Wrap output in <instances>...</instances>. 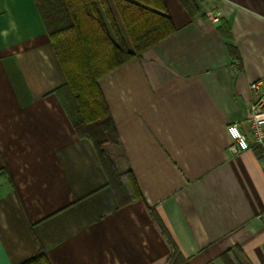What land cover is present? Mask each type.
<instances>
[{
    "label": "crops",
    "instance_id": "0c3cea01",
    "mask_svg": "<svg viewBox=\"0 0 264 264\" xmlns=\"http://www.w3.org/2000/svg\"><path fill=\"white\" fill-rule=\"evenodd\" d=\"M163 1L174 33L99 82L140 194L120 204L35 0H0V264H168L167 236L188 264L235 247L264 264L261 152L233 155L228 134L264 82V0Z\"/></svg>",
    "mask_w": 264,
    "mask_h": 264
},
{
    "label": "trees",
    "instance_id": "16d2710c",
    "mask_svg": "<svg viewBox=\"0 0 264 264\" xmlns=\"http://www.w3.org/2000/svg\"><path fill=\"white\" fill-rule=\"evenodd\" d=\"M131 47L122 38L107 0H35L54 49L63 65L67 83L60 96L80 137L90 139L96 148L109 183L120 204L140 199L131 169L126 163L99 82L106 75L140 58L175 28L163 0H112ZM188 7L187 0H180ZM62 17V25L57 22ZM107 21V22H106ZM107 23L111 28V34ZM236 71L241 58L232 36L224 35ZM106 146L114 147L110 159ZM165 232V231H164ZM172 246L168 264H188L187 259L167 236ZM26 264H50L43 255ZM211 264H251L235 247Z\"/></svg>",
    "mask_w": 264,
    "mask_h": 264
},
{
    "label": "built area",
    "instance_id": "2783aa9c",
    "mask_svg": "<svg viewBox=\"0 0 264 264\" xmlns=\"http://www.w3.org/2000/svg\"><path fill=\"white\" fill-rule=\"evenodd\" d=\"M251 89L258 96L250 106L249 131L243 132L238 124L228 126V134L233 140L230 152L237 156L257 148L264 167V82L251 84ZM254 220L264 225V210Z\"/></svg>",
    "mask_w": 264,
    "mask_h": 264
},
{
    "label": "rangeland",
    "instance_id": "374dc122",
    "mask_svg": "<svg viewBox=\"0 0 264 264\" xmlns=\"http://www.w3.org/2000/svg\"><path fill=\"white\" fill-rule=\"evenodd\" d=\"M119 18V17H118ZM62 17H61V15H60V17H59V20L57 21L58 23H59V25L61 24L62 25ZM107 22V21H106ZM118 23H119V25H120V28H121V30H122V32L124 33V38H125V40H126V43L129 45V47H131V44H130V41H129V38H128V35H127V32H126V30H125V28H124V26L122 25V22H121V20H120V18L118 19ZM107 25H108V28H109V30H110V32H111V34H113L112 33V31H111V28H110V26H109V23H107ZM105 150L109 153V158L110 159H114V158H116V156L114 155V147H112V146H106L105 147Z\"/></svg>",
    "mask_w": 264,
    "mask_h": 264
}]
</instances>
